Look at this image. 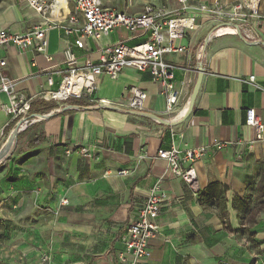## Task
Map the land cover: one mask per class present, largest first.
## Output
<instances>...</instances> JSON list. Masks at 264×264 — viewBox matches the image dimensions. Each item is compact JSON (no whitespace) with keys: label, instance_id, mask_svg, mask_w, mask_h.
Returning <instances> with one entry per match:
<instances>
[{"label":"crops","instance_id":"obj_1","mask_svg":"<svg viewBox=\"0 0 264 264\" xmlns=\"http://www.w3.org/2000/svg\"><path fill=\"white\" fill-rule=\"evenodd\" d=\"M102 3L127 13L139 12L122 9L115 0ZM260 11L264 13V0ZM41 21L26 0H0V29L24 32ZM215 25L207 20L187 31L181 41L186 51L169 55L179 90L171 113L165 111L159 83L149 72L131 67L116 78L101 75L93 96L79 98L83 105L70 99H44L43 91L56 89L68 69L64 50L72 36L61 28L49 29L44 51L0 49L6 59L2 72L27 97L37 94L31 98L29 116L49 113L27 129L18 127L0 161V253L5 249L17 264H43L45 253H49L47 264H119L120 235L145 201L149 187L161 178L169 202L158 217L149 255L138 264H264V196L261 199L257 190L259 180L264 184V138L256 140L245 123L246 108H253L264 122V46L234 34L206 40ZM115 29L127 34L109 40ZM113 30L98 40L87 38L86 49L71 45L78 57L76 65L85 57L96 60L103 44L133 45L147 36L142 30ZM199 62L204 74L193 108L182 121L166 125L137 114L168 118L177 113L179 119ZM249 74L255 75L257 86L246 82ZM50 75L52 85L47 83ZM132 85L146 92L142 110L127 106ZM5 99L1 94L0 104ZM34 102H38L36 109ZM17 126L18 119L0 108V147ZM172 140L182 151L205 147L193 162L196 178L201 189L210 182L225 185L229 213L225 221L215 206L199 199L157 156V150L169 147ZM79 145L88 147L91 157L81 156ZM122 169L126 172L118 173ZM245 194L250 196L251 208L240 220L241 212L232 201L235 195Z\"/></svg>","mask_w":264,"mask_h":264},{"label":"built area","instance_id":"obj_2","mask_svg":"<svg viewBox=\"0 0 264 264\" xmlns=\"http://www.w3.org/2000/svg\"><path fill=\"white\" fill-rule=\"evenodd\" d=\"M260 1L210 0L195 3L178 0L179 9L175 13L156 12L150 8L137 13H127L104 7L102 0H26L27 6L42 21L24 32H17L11 28L0 29V49L13 46L20 51L27 49L44 51L49 29L61 28L66 35L72 36L71 44L64 50L68 69L62 74L56 89L43 91L41 96L44 99L63 101L70 98H91L101 75L116 78L126 67H131L141 72H149L153 80L159 83L165 96V111L171 113L177 104L179 90L174 85L175 65L169 55L186 51V45L181 43L186 32L196 30L201 23L210 20L216 25L210 31L209 38L234 34L254 43L263 41L264 13L260 11ZM70 4L73 5L72 10ZM118 27L130 32L147 31V36L143 41L133 45L123 41L103 44L98 50L96 60L85 57L81 64L76 65L78 57L70 49L71 45L78 49H86L87 38L98 40ZM5 64L6 59L0 55V95H6L0 108L9 116L18 119L19 129H24L43 118L39 115L29 116L31 98L37 94L27 97L16 89L15 82L2 72ZM78 74L82 75L80 83L58 94L65 83L70 84L68 78ZM246 82L257 86L254 74H249ZM47 83L53 84L51 75L47 76ZM145 98L146 92L140 86H129L127 98L129 108L142 110ZM101 101L105 102L103 99ZM58 110L60 109H56ZM46 114L49 113L43 115ZM177 117L175 113L166 119L174 120ZM245 123L254 130L256 140L264 138V122L253 108H246ZM171 135H175L174 131ZM77 152L81 156L91 157V152L85 145H79ZM204 152L205 147L182 151L172 140L169 147L157 150V156L166 161L167 169L172 175L180 177L192 192L197 194L201 188L193 162ZM125 172L123 169L118 171L121 174ZM161 180L157 179L149 187L145 201L120 235V249L117 253L119 264H138L140 259L149 255V241L158 232V217L163 206L169 202V196L162 188ZM61 203L66 204L67 199H61ZM48 260L49 256L44 255L43 261Z\"/></svg>","mask_w":264,"mask_h":264},{"label":"trees","instance_id":"obj_3","mask_svg":"<svg viewBox=\"0 0 264 264\" xmlns=\"http://www.w3.org/2000/svg\"><path fill=\"white\" fill-rule=\"evenodd\" d=\"M70 8H71V10L73 9L72 4H70ZM72 102H73L72 104L83 105V101L79 100V99H74V100H72ZM37 105H38V102L32 103V108L36 109ZM28 127H30V125L27 126L26 129ZM262 176H263V174H262ZM262 176H261V178H262ZM257 190L260 192L261 199H262L264 196V184L261 183L260 180H259V183L257 185ZM225 191H226L225 185L220 184L218 182H210L206 185L205 188L200 189L196 194V196L199 199L206 200L208 205L215 206V208H217V210H218L217 211L218 217L223 221H225L229 215V213L227 211V207H226L227 199L224 196ZM232 206H233V208L240 210L241 214L238 215V218L241 220L244 216V213L248 212L251 208L250 196L248 194H245L243 197H239L238 195H235V197L233 198V201H232ZM19 221H21L20 218H19ZM235 230H240V229L238 228Z\"/></svg>","mask_w":264,"mask_h":264},{"label":"rangeland","instance_id":"obj_4","mask_svg":"<svg viewBox=\"0 0 264 264\" xmlns=\"http://www.w3.org/2000/svg\"><path fill=\"white\" fill-rule=\"evenodd\" d=\"M115 2V4L121 6L122 9L128 11H140L150 8L156 12L175 13L179 9V3L177 0H115ZM126 34L127 33L125 31L115 29L108 35L107 38L114 41L117 37L123 39ZM72 100H74V98H70L69 101ZM1 250L0 264H17V261L14 260V257L11 256L10 258L9 256H6L5 249L1 248ZM48 254L49 253H45V255ZM42 263L47 264V261H43Z\"/></svg>","mask_w":264,"mask_h":264},{"label":"water","instance_id":"obj_5","mask_svg":"<svg viewBox=\"0 0 264 264\" xmlns=\"http://www.w3.org/2000/svg\"><path fill=\"white\" fill-rule=\"evenodd\" d=\"M209 37L207 36L206 40L208 39ZM254 43V42H252ZM256 44H261L264 46V41H260ZM203 74H204V65L202 62H199L197 64V74H196V79L193 83V86H192V90H191V93L189 95V100H188V103H187V107L186 109L183 111V113L181 114V117H179V119H174V120H168L166 118H161L160 116L156 115V114H153V113H149V112H137V114L139 115H142V116H146V117H149V118H152L154 120H157L158 122H161L163 124H166V125H175L176 123L182 121L192 110L193 108V104H194V101H195V98H196V95L198 93V90H199V87H200V84H201V80H202V77H203ZM69 107H76V108H79L80 106H77V105H67ZM86 108H90V107H86ZM133 113H136V111H134ZM39 116H42V117H46L48 114L46 115H43V114H38ZM18 127L17 126L16 128H14L13 130H11L5 140V142L3 143V145L0 147V161L8 154V151H9V148L11 146V144L13 143L14 139H15V136L17 134V130H18Z\"/></svg>","mask_w":264,"mask_h":264},{"label":"bare ground","instance_id":"obj_6","mask_svg":"<svg viewBox=\"0 0 264 264\" xmlns=\"http://www.w3.org/2000/svg\"><path fill=\"white\" fill-rule=\"evenodd\" d=\"M81 80H82V75L80 74L72 75L70 78H68V81L70 82V84L65 83V85H63L61 91H59L58 94H62L63 92L68 90V88H71L74 85H78Z\"/></svg>","mask_w":264,"mask_h":264}]
</instances>
